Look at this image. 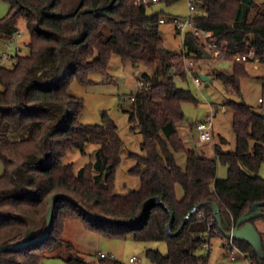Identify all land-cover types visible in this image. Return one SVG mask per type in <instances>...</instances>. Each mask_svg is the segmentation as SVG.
Wrapping results in <instances>:
<instances>
[{
    "label": "trees",
    "instance_id": "1",
    "mask_svg": "<svg viewBox=\"0 0 264 264\" xmlns=\"http://www.w3.org/2000/svg\"><path fill=\"white\" fill-rule=\"evenodd\" d=\"M7 1L10 7L0 17V39L12 37L23 18L30 40L27 54H15L12 66L0 65V158L4 164L0 243L23 240L35 223V232L43 233L53 194L66 193L74 201L55 196L49 235L18 250L0 252V264H39L51 250L63 246L74 250L73 243L63 237L70 218H79L88 229L110 238L132 235L138 241H166L167 254L147 250L155 264H207L208 257L199 251L207 240L213 204H219L224 227L231 230L243 214L253 210L254 203L264 202V178L259 173L264 162V110L231 99L236 149L225 151L216 143L211 157L187 148L178 123L186 118L183 102L196 97L180 87L175 76L187 78L186 58L196 63L205 56L204 42L194 32H185L184 51L178 53L166 47L162 36L164 10H148L154 2ZM196 3L194 23L226 41L225 60L233 61L232 73L214 75L239 92L249 61H236L234 54L250 47L264 51V0ZM113 55H119L124 64L150 70L138 79L139 88L131 94L132 106L126 110L131 129L143 136L142 152L129 153L135 160L129 171L139 176L140 186L128 193L116 191V169L125 147L117 122L103 111L100 123H83L84 100L70 92L74 80L87 84L92 72L106 73ZM88 143L99 144L96 159L75 171L66 161L68 151L76 146L85 152ZM175 151L186 152L185 166L178 163ZM219 161L228 166L226 177L217 175ZM257 220L264 222V216L251 219L255 225ZM214 227L219 229L217 222ZM259 232L264 249V232ZM218 234L228 238L220 229ZM214 235L212 231L208 240ZM235 241L252 264H264L252 245ZM69 261L126 264L100 255L88 262L74 251Z\"/></svg>",
    "mask_w": 264,
    "mask_h": 264
},
{
    "label": "rangeland",
    "instance_id": "2",
    "mask_svg": "<svg viewBox=\"0 0 264 264\" xmlns=\"http://www.w3.org/2000/svg\"><path fill=\"white\" fill-rule=\"evenodd\" d=\"M10 4L7 0H0V17L9 11ZM149 12L164 10V17L167 19L160 26L165 45L173 52L182 53L184 51L183 37L178 32L174 20L175 17H185L189 14L187 0H177L173 3L165 1L154 2L149 7ZM22 37H13L9 53L27 54L29 52L28 42L30 31L26 22L20 18L17 22ZM20 47L16 50L18 43ZM4 49H8L6 40L0 39V55ZM4 59L0 65L12 66L15 57ZM196 64V69L211 76L208 80H202L201 86L196 85L191 75L183 79L175 76L180 87L189 89L196 97V101L183 102L185 120L178 123L179 130L185 139L187 148H194L204 151L208 156L214 157L215 144H221L223 150L232 151L237 146V134L233 126L234 111L229 105V100L243 101L251 105L256 110H264V102L259 98L264 96V63L249 61L246 64L248 75L240 79V90L231 91L225 83L214 73L233 72V61L215 57L203 56ZM150 70L144 65L124 64L119 55H113L107 72H92L90 83H81L74 80L70 84V92L84 100L85 107L80 115V120L86 124H96L102 121L103 111H107L115 119L119 126V133L125 141L122 151V160L116 169V191L128 193L140 186L139 176L132 174L129 169L135 164V160L129 156L130 152L141 153L142 134L130 127L129 114L126 111L132 106L131 94L139 88L138 79ZM213 114L214 119V138L202 141L199 138L197 124L199 121ZM223 138L227 141L223 142ZM253 144V141H251ZM99 144L88 143L86 151L82 152L79 147H72L67 154L66 161L71 162L75 171H78L86 163L96 159V151ZM177 161L185 166L187 156L185 151H175ZM4 171V164L0 158V175ZM260 175L264 178V162L261 165ZM228 166L218 162L217 175L226 177ZM183 189L178 185V195L182 196ZM257 228L264 232V222L258 221ZM63 237L72 242L74 250L63 246L51 250L39 264H71L69 259L73 258V251L79 257L88 262L99 258V252H105L116 257L126 264H133L129 261L131 256L139 259L138 264H155L148 256V249L159 250L167 254L168 245L166 241H138L132 235L125 238H110L100 232L90 230L79 218H70L65 221ZM210 248H201L199 253L208 257L207 264H249L247 259L238 252L232 254L225 247L223 237L215 233L209 240Z\"/></svg>",
    "mask_w": 264,
    "mask_h": 264
},
{
    "label": "built area",
    "instance_id": "3",
    "mask_svg": "<svg viewBox=\"0 0 264 264\" xmlns=\"http://www.w3.org/2000/svg\"><path fill=\"white\" fill-rule=\"evenodd\" d=\"M161 0H137V2H158ZM188 1V7H189V14L185 17H175L172 20L175 21L176 28L179 33H181L182 37H184V34L187 30H190L194 32L195 35H197L203 42H204V49L207 50L211 57L224 59L226 58V52H227V43L226 41L220 40L219 38L213 36V33L209 30L203 29L199 26H197L194 23V17L198 11V6L196 3V0H187ZM167 19L163 17L161 19V22H166ZM21 37L22 31L17 30L14 35L6 40V45L8 49H4L3 53L0 55V62H3L4 59H10L14 55L9 53V48L12 44V40L14 36ZM234 60L236 61H253V62H263L264 61V51L259 52L256 48L250 47L245 51L237 50L234 54ZM185 70L188 73V75H191L196 85L201 86L202 84V78L199 76L198 71L196 69V64L194 60L187 59L185 63ZM260 102H263V98H259ZM213 114L208 115L206 119L201 120L197 124V129L199 132V138L202 141L211 140L214 138V119ZM200 217L204 216V213L199 214ZM216 222V219L214 216L209 218L208 223V230L206 232V241L203 244V247L206 249L210 248V234L213 231L214 233H219V229L214 227ZM225 247L227 250L232 254L234 252L241 253L249 262V264H252L250 262V257L237 245L235 239L231 236L225 239ZM99 255L102 257H114L111 254H107L105 252H99ZM232 259H235V256L232 254ZM129 261L133 264H138L139 259L136 256H131L129 258Z\"/></svg>",
    "mask_w": 264,
    "mask_h": 264
},
{
    "label": "water",
    "instance_id": "4",
    "mask_svg": "<svg viewBox=\"0 0 264 264\" xmlns=\"http://www.w3.org/2000/svg\"><path fill=\"white\" fill-rule=\"evenodd\" d=\"M203 51L205 56L211 57V54L207 50L204 49ZM198 74L202 78V80H208L211 78V76L203 73L200 69H198ZM261 116L264 118V113H261ZM57 195L65 196L74 201V199L66 193L60 192L53 194L51 196L50 207L46 214L47 224L44 232L43 233L35 232L37 228V224L35 223V225L26 233L23 240L12 244L0 243V252L8 251V250H18L30 244L44 240L49 235L54 222V217H53V212L55 207L54 198ZM155 200L159 201L157 197H155ZM199 207L200 205L194 208L192 212L196 211ZM213 212L216 222L218 223L219 229L226 237L232 236L234 239L249 243L258 252L260 257H264L263 238L256 225L251 221V219L264 216V202L254 203L253 210L243 214L238 219L237 223L231 228V230H227L224 227L222 210L219 204L217 203L213 204Z\"/></svg>",
    "mask_w": 264,
    "mask_h": 264
},
{
    "label": "crops",
    "instance_id": "5",
    "mask_svg": "<svg viewBox=\"0 0 264 264\" xmlns=\"http://www.w3.org/2000/svg\"><path fill=\"white\" fill-rule=\"evenodd\" d=\"M22 37V36H21ZM5 40H7V39H5ZM11 47V46H10ZM16 47V50L20 47V42L18 43V45L17 46H15ZM181 196V195H180ZM258 221H261V220H257V222ZM257 222H256V226H257Z\"/></svg>",
    "mask_w": 264,
    "mask_h": 264
}]
</instances>
